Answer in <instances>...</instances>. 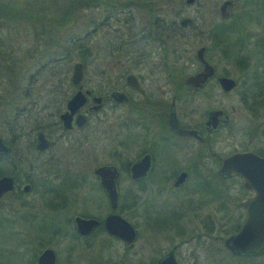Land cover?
<instances>
[{
	"label": "flooded vegetation",
	"instance_id": "flooded-vegetation-1",
	"mask_svg": "<svg viewBox=\"0 0 264 264\" xmlns=\"http://www.w3.org/2000/svg\"><path fill=\"white\" fill-rule=\"evenodd\" d=\"M33 1L0 0V26L6 22L19 21L30 23L32 28L34 24L43 21L49 24L46 16L38 14L43 9H35ZM59 1L57 0L58 3ZM134 1L124 0L115 6L111 0L99 3V6L104 5L106 10L117 9L123 16L125 30H117L120 34H115V37H123L121 41L125 43V50L120 53L122 61H117L120 66L115 69L117 77L114 83L104 90L85 87L81 84L84 73V65L81 63L80 82L72 85L69 81L74 88L73 92L67 97L62 94L64 91L59 94L58 99L63 103L62 109H47L43 120L33 122L24 132L20 131L22 126H15L18 132L13 129L9 138L0 136L2 143L7 147L5 152L0 151V177H10L12 181L11 189L0 195V214L11 212V201L19 200V204L26 208L21 215L28 214L36 224L41 221L32 241L37 244L42 241L45 245L40 249L30 250L28 243L21 242L15 250L21 254H31L28 264H38V257L46 249L52 251L54 264H155L172 247L175 262L178 264L176 254L182 245L181 242L168 245L164 253L159 252L160 247L157 248L158 244L154 242V246L150 245L154 255L147 258H144L141 248L139 252L132 253L139 232L124 216L123 210L136 205L139 207L140 216L149 223L146 229L150 232V241H155L169 229L178 234L179 231H186L188 223L197 225L193 231L195 237L201 236L202 240H207L208 234L213 233L212 229L215 228V221L210 220L212 218L220 221L226 218L236 219L237 228L233 232L235 233L245 217L242 202L245 198L252 197V194L241 186V178L237 174L225 175L220 173V169L223 161L234 153L248 151L264 158V99L257 98L248 103L239 96L234 103H228L225 96L241 81L237 79V75L235 78L230 77L235 81V86L226 92L219 85L218 78L229 77L227 69L220 66V62L232 60L237 74L238 58L242 65L239 69H246L251 65L255 89L259 91L260 83L264 89V0H218L216 11L214 9L213 13L219 20L197 31L193 18L180 8L181 5H190L196 0H183L179 8L171 9L168 14L161 11L159 3L152 2L153 0H143L142 4ZM226 1L229 3L221 10V5ZM94 5L97 6V1H94ZM138 8L147 13L142 21H139L133 12ZM255 10H260L261 16L256 15ZM57 11L59 27L64 19V4L63 8ZM118 14L115 21L121 20V15L117 16ZM109 17L111 14L104 16L106 20ZM182 17L189 18L191 22L181 25L179 19ZM244 17L245 22L241 24V18ZM138 22H141V27L136 30ZM247 24H250L251 29L246 27ZM229 36L233 39L230 42ZM191 37H199L209 43L217 42L224 48L229 43L234 44L235 48L237 45L240 48L246 38H251L253 53L248 51L249 53L238 54L239 51L232 52L227 46L228 51L223 50L218 52L217 57H210L205 46H199L204 48L202 58L212 67L213 72L203 83L196 86L185 81L187 77L203 69V62L196 57V50L188 60L182 61L185 55L191 54L189 51L167 49L168 44ZM258 54L263 56L260 58ZM231 56L234 58L230 59ZM47 67L42 68L45 70ZM184 67L191 70L185 76L181 73ZM58 70L49 68V75L59 77L57 85L61 88L65 75L64 72L60 74ZM127 75H131L132 81L125 80ZM131 82L136 84V87L132 86ZM28 90L29 88H26V91ZM76 91H81L84 101L67 120V127L60 116L68 112L66 102ZM110 92L122 94V101L109 97ZM28 99L33 104L34 99ZM242 112L250 113V121H247L244 128L237 120ZM38 131L54 144L43 150L36 149ZM69 137L76 145L73 157H66L64 150L57 147V144ZM89 139L93 142L90 143ZM22 141L24 146L20 147ZM86 144L92 146H89L91 150L86 148L92 153L97 148L101 149L100 152L104 156L100 162L97 161L96 152L94 155L89 152L91 156H87L88 152L82 150L86 152V156L82 157L84 153L81 149L85 148ZM56 149L57 153L52 154ZM34 158L40 159L45 165L46 176L43 179V199L41 203L36 202L37 209L33 201L24 199L33 184L30 174L25 170L31 167ZM70 159L78 161L77 168L73 167L75 172L70 169L68 163L65 164ZM90 160L93 163H89ZM60 162L65 166H61ZM100 167H110L115 173L114 207L110 206L108 194L96 172ZM49 182L54 184H46ZM120 185L125 187L122 188L123 193H120ZM93 186L100 191L102 201L90 199L89 192ZM62 188L65 189L64 194H61ZM82 188L85 190L82 191ZM77 195L81 197L76 199ZM49 196H52V200ZM121 196L126 199L119 205ZM68 198L77 205V212L72 216V225L68 232L59 227L55 230L50 227L49 217L58 214L64 206L68 207ZM111 214L120 216L131 225L134 237L130 243L108 231L105 220ZM75 217L94 219L96 223L81 233L75 225ZM65 238L71 242L70 255L61 258L60 249L56 247L65 241ZM224 238L217 244V249L228 252L231 258L246 260L264 257V253L258 256L233 255L224 247ZM49 240L57 243L50 244ZM114 241L123 249L116 258L100 259L99 254L95 252L91 260L86 261L81 255L80 248L90 250L95 249L97 245L108 251ZM77 247L80 251L75 254Z\"/></svg>",
	"mask_w": 264,
	"mask_h": 264
},
{
	"label": "rangeland",
	"instance_id": "rangeland-1",
	"mask_svg": "<svg viewBox=\"0 0 264 264\" xmlns=\"http://www.w3.org/2000/svg\"><path fill=\"white\" fill-rule=\"evenodd\" d=\"M94 1H97V6L94 5ZM106 1L107 0H60L58 3L57 0H34L33 5L35 9H43L38 14L42 17L46 16L45 19L49 24L43 21L34 24L35 26L32 28L30 23L19 21L6 22L4 25L0 26V136L4 139L9 138L11 136L10 132L15 129V126H22L20 131L24 132L33 122H41L47 109L50 111H55L58 108L62 109L63 103L59 101L58 97H60V92L64 91L62 94H64L65 97L73 92L74 88L69 83V76L74 62H80L84 65L81 84L85 87H92L95 90H104L107 86L111 85V83H114L117 77L115 69L120 66L117 61H122L120 53L125 50L123 42L121 41L123 37H115V34H120V30H125V27L122 22L123 16L117 9L110 11L106 10L104 5L99 6V3H106ZM123 1L124 0H111L114 6ZM217 1L218 0H196L190 5L183 4L181 6L180 3H182L183 0L181 2L179 0H153L152 2H158L161 11H164L165 14H168L171 9L179 8L180 6V8L186 11V15L193 18L194 23L197 24L195 28L197 31L198 29L203 30L205 25L219 20L218 17H214L213 13L214 9L216 11ZM134 2L142 4L143 0H135ZM63 4L64 11L62 15H64V19L58 27L59 12L57 10L63 8ZM133 12L136 14V18L139 21L144 20L147 16V13L139 8L133 10ZM260 12V10H255L256 15L261 16ZM117 13H119L117 16L121 15L120 21H115ZM107 14H111V17L106 20L104 16ZM245 19V17L241 18V24L245 22ZM139 24H141V22H138L136 30L141 27ZM54 25L56 27H54ZM249 25L247 24L246 27L251 29ZM96 27L97 31L94 32ZM117 30H119V32H117ZM71 39H82L79 42H85V46L89 51L83 61L80 60L81 58L78 56V49L70 50L68 56H66L67 58L62 54L63 50L68 48L69 44L67 42ZM232 40V37L229 36L228 41L230 42ZM252 43L253 41L251 38H246L243 42V46H240V48L238 45L237 48H235L234 44L230 43L227 44V46H229L228 50L232 52L235 50L239 51L238 54L248 51L253 53L252 50L254 46ZM201 45L205 46L210 57H217L220 51H228L227 46L224 48L217 42L209 43L206 40H201L199 37L179 40L177 43L173 42L168 44L167 49L189 51L191 54L185 55V59L182 60L186 61L188 57L192 56V52ZM258 55L260 58L263 56V54ZM229 58L233 59L234 56ZM240 63L241 61L237 58L236 74L232 60L226 63L220 62V66L227 69V75L229 77L235 78V75H237V79L241 81L240 84L238 82V86L232 92L225 96L226 101L228 103H234L239 96L247 100L248 103L257 98L264 99V89H262L263 86H261V83L258 84L259 91L255 89L253 84L254 76L251 73V65L249 64V67L247 66L246 69H239V66H242ZM42 67L47 68L43 70ZM49 68H54V71L59 69L58 71H60V74L64 72L65 80L63 87H58L57 81L59 77L57 75H49ZM101 70L103 73L100 72ZM181 70H183L181 72L183 76L191 71L187 67ZM176 75L179 76L178 73ZM26 88H29V90L26 91ZM256 92L258 95H256ZM27 93L28 95H26ZM28 97L34 99L33 104H31ZM239 115L240 117L237 118V120L241 122L244 128V126H247V121H250V113L242 112ZM15 131L18 132L16 129ZM64 140L57 144V147L64 150L66 157L70 155L73 157V153L76 152L74 141H72L70 137ZM89 141H91L90 143L93 142L92 139H89ZM21 146H24V141L20 143V147ZM89 146L90 144H86V147L81 149V151L85 150L88 152L86 154L87 156H91L89 152L92 153V151L86 150V148L90 149V147H92ZM57 151V149L53 150L52 154H56ZM85 151H82L84 153L82 157L86 156ZM100 151L101 149L98 148L93 151L94 153L96 152L97 161L99 162L104 156ZM94 153L92 154L94 155ZM75 160L70 159L65 163L69 164L73 172H75L73 167L77 168L78 163V161ZM60 163L61 166H65L63 162ZM89 163H93V161L90 160ZM73 164L75 166H73ZM25 172L30 174L33 184L31 190L24 195V199L33 201L37 209L36 202L40 201L41 203L43 199V179L46 178L44 175L45 165L40 162V159L36 160V158H34L31 167L26 169ZM90 178L92 179L93 177ZM46 184L53 185L54 183L49 182ZM119 187L120 193H123L124 190L122 188L125 187L122 185ZM56 188L59 190V187L56 186ZM91 188L89 192L90 199L93 201H102L103 199L100 191L95 186ZM64 190L63 188L60 189L61 194H64ZM84 190L85 188H82V191ZM52 194L56 193L52 192ZM78 197H81V195H77L76 199ZM47 199L48 198H45V200ZM49 199L52 200V196H49ZM125 199L126 198L121 196L119 198V205L123 204ZM21 200L23 201V199ZM19 202V200L11 201V212H4L5 215L0 214V264H28L30 262L31 254L25 255L15 251L18 249V245L21 242L28 243V245H30V250L31 248L40 249L42 245H45L42 241L39 244H37L36 241V243L32 241L33 236L37 234L35 231L38 224H41V221L36 224L31 221L28 214L21 215L20 213L25 211L26 208L24 209ZM68 202V207L65 208L64 206L60 209L58 214L56 213V215H51L49 217L51 228L56 230V228L59 227L65 229L67 232L69 231L72 225V216L77 212V205L71 202L70 198H68ZM98 210L100 209L98 208ZM123 211L125 214L124 216L134 224V227L137 228L139 232V238L136 241L132 253L139 252L141 248L144 258L154 255V251L151 249L150 245L154 246V244H158L157 248L160 247L159 252L164 253L168 245L181 242L182 245L176 254L178 264H264V257L236 260L231 258L228 252H224L222 249L220 251L219 248L217 249V244L222 241V238L233 233L235 228H237L236 219L234 218H226L223 221L216 218L210 219L215 221V228L212 229L214 230L213 233L210 232L208 234L209 239L207 240H202L201 236L195 237L193 231L196 230L197 225L188 223L186 225V231H179L178 234L169 229L165 231L161 237L156 238L155 241H150V232L146 229L149 223L140 216L138 205L128 210L124 209ZM209 211L210 213L212 212L211 209ZM16 214L19 215L13 218ZM221 224L222 227H220ZM49 242L50 244L57 243L54 240H49ZM70 243L71 242L65 238V241L63 240L57 247L55 246L56 249H60L61 258H66L68 254L70 255ZM80 250L79 247H77L75 249V254L77 251H80L86 261H88V259L91 260L95 252L99 254L100 259H107L109 257L113 259L123 251L122 246L116 241L113 242L108 251L101 248L99 245H97L95 249L82 250L80 248Z\"/></svg>",
	"mask_w": 264,
	"mask_h": 264
},
{
	"label": "water",
	"instance_id": "water-1",
	"mask_svg": "<svg viewBox=\"0 0 264 264\" xmlns=\"http://www.w3.org/2000/svg\"><path fill=\"white\" fill-rule=\"evenodd\" d=\"M229 2H224L220 9L223 10L225 5ZM222 13V11H221ZM224 16V14H221ZM189 18L182 17L179 19L181 25L189 24ZM204 48L196 49V57L203 62V69L186 78V82L199 85L203 83L208 77L212 75V67L208 65L202 58ZM82 77V64L75 62L72 65L70 75V83L77 85ZM125 80L132 81L131 75H127ZM219 85L224 91H230L235 86V81L230 77H219ZM131 85L136 87V84L131 82ZM109 97L114 100L122 101L123 96L118 92H110ZM84 95L81 91H76L66 102L68 112L63 113L60 118L64 125L68 127V119L75 112V110L82 105ZM79 119V115L77 117ZM175 130L177 128H174ZM54 142L44 138L41 132H36L35 148L43 150ZM7 147L0 139V151L5 152ZM100 177V181L106 190L109 203L114 207L116 191L114 187L115 173L110 167H100L96 170ZM220 173L225 175L237 174L241 178V186L252 194V197L245 198L242 206L245 211V217L239 229L232 234L226 236L223 240L224 247L233 255L238 256H258L264 253V158L255 155L254 153L245 151L231 154L222 163ZM11 178L0 177V195L11 189ZM77 230L84 233L91 228L96 221L94 219H82L80 217L74 218ZM105 226L108 231L121 237L126 243H130L134 237V232L131 225L123 218L116 214L108 215L105 220ZM173 247L168 253L155 264H176L173 256ZM38 264H54L53 253L50 249L44 250L38 257ZM104 264H120L117 262H110Z\"/></svg>",
	"mask_w": 264,
	"mask_h": 264
},
{
	"label": "trees",
	"instance_id": "trees-1",
	"mask_svg": "<svg viewBox=\"0 0 264 264\" xmlns=\"http://www.w3.org/2000/svg\"><path fill=\"white\" fill-rule=\"evenodd\" d=\"M82 39H71L70 41H68L67 43L69 44L68 48H65L63 50V55L65 56V58H67L66 56H68L70 50H76L78 49L79 52V58H81L80 60H84L85 57L88 54V48L85 46V42H79ZM123 45H125V43L123 42ZM125 47V46H124ZM119 49V48H118ZM231 257V256H230Z\"/></svg>",
	"mask_w": 264,
	"mask_h": 264
}]
</instances>
